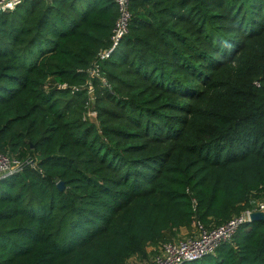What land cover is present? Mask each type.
Masks as SVG:
<instances>
[{"label": "trees", "instance_id": "1", "mask_svg": "<svg viewBox=\"0 0 264 264\" xmlns=\"http://www.w3.org/2000/svg\"><path fill=\"white\" fill-rule=\"evenodd\" d=\"M131 12L93 105L115 0L0 11V153L38 159L0 180V264L147 261L181 228L264 201V0H132ZM184 264H264V220Z\"/></svg>", "mask_w": 264, "mask_h": 264}, {"label": "built area", "instance_id": "2", "mask_svg": "<svg viewBox=\"0 0 264 264\" xmlns=\"http://www.w3.org/2000/svg\"><path fill=\"white\" fill-rule=\"evenodd\" d=\"M25 1L0 0V11H13ZM115 2L119 16L112 30L111 44L98 51L97 60L89 69L90 78L86 84L92 99H94L95 94L94 78L101 77L103 84L109 86L100 70V63L106 60L118 47L122 39L129 34L133 17L131 12L132 0H115ZM96 115L97 113L94 111L88 112L90 118L94 117L95 119ZM37 163L38 159L35 156L20 158L5 152L0 153V180L6 176L22 172L25 167L37 168ZM253 210H264V201H257L252 209L245 210L222 225L206 228L198 224L196 225L195 235L164 242L159 246L158 253L153 256L151 264H184L185 262L196 261L206 255L215 254L219 246L233 241L234 235L242 224L251 222L249 216Z\"/></svg>", "mask_w": 264, "mask_h": 264}, {"label": "crops", "instance_id": "3", "mask_svg": "<svg viewBox=\"0 0 264 264\" xmlns=\"http://www.w3.org/2000/svg\"><path fill=\"white\" fill-rule=\"evenodd\" d=\"M196 231H197V227L194 226L192 227L191 229H187V228H181L178 232V238H182V237H187V236H193L196 234ZM176 239V240H177ZM155 250H158L157 248L155 247H149L148 248V251L149 252H152V251H155ZM155 254L153 255H150V258L147 260V261H144V260H140L136 257H132L129 259L130 263L131 264H151L152 263V258Z\"/></svg>", "mask_w": 264, "mask_h": 264}, {"label": "water", "instance_id": "4", "mask_svg": "<svg viewBox=\"0 0 264 264\" xmlns=\"http://www.w3.org/2000/svg\"><path fill=\"white\" fill-rule=\"evenodd\" d=\"M92 103H93V105L95 104V99H92ZM57 186L60 189H63L64 188V182L63 181L59 182L57 184ZM249 220L251 222L254 221V220H264V210H253L250 213Z\"/></svg>", "mask_w": 264, "mask_h": 264}, {"label": "rangeland", "instance_id": "5", "mask_svg": "<svg viewBox=\"0 0 264 264\" xmlns=\"http://www.w3.org/2000/svg\"><path fill=\"white\" fill-rule=\"evenodd\" d=\"M92 119H94V117H91ZM95 120V119H94ZM261 201H263V200H261ZM256 204V203H255Z\"/></svg>", "mask_w": 264, "mask_h": 264}]
</instances>
